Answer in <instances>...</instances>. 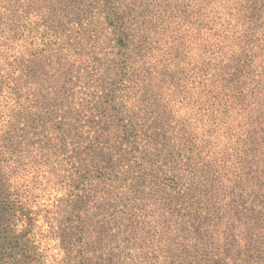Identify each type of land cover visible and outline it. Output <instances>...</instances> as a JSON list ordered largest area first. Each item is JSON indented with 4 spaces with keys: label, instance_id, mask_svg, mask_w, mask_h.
Wrapping results in <instances>:
<instances>
[{
    "label": "trees",
    "instance_id": "16d2710c",
    "mask_svg": "<svg viewBox=\"0 0 264 264\" xmlns=\"http://www.w3.org/2000/svg\"><path fill=\"white\" fill-rule=\"evenodd\" d=\"M94 17L116 38L131 74L122 89L116 79L125 65L113 62L106 71L104 81L114 82L100 85L104 99L95 108L102 131L91 145L77 131L79 170L68 186L55 182L53 206L68 215V227L46 232L39 200L50 171L30 155L36 147L30 136L57 116L64 98L52 91L49 68L40 90L37 52L27 64L22 41H31L29 50L38 40L60 52L69 25L88 21L86 32ZM129 99L149 101L152 117L118 116L114 111ZM83 105L89 108L90 99ZM66 113L56 121L63 144ZM144 131L152 134L144 139ZM125 143V163L141 169L163 159L167 182L160 183L161 197L143 208L127 202L129 211L119 216L103 207L110 197L102 178L114 177L104 158ZM178 201L191 208L194 231ZM99 220H121L123 243L142 230L144 243L146 234L158 235L142 264H264V0H0V264H96L86 240ZM50 236L74 250L57 260ZM100 258L116 264L115 257Z\"/></svg>",
    "mask_w": 264,
    "mask_h": 264
},
{
    "label": "rangeland",
    "instance_id": "374dc122",
    "mask_svg": "<svg viewBox=\"0 0 264 264\" xmlns=\"http://www.w3.org/2000/svg\"><path fill=\"white\" fill-rule=\"evenodd\" d=\"M90 20L92 21V18H90ZM94 20L97 22H95V27L99 25L97 31L94 30L95 27H91L90 30L86 32L83 30L86 28L84 24L88 21L83 23L73 22L70 24L68 27L69 30H66L62 38L63 40L61 39L59 41V44L66 46L60 52H57V48L53 49L52 45L47 46L45 43L43 44L38 40L35 42L38 43L36 45L37 48L29 50V47L34 46L30 45L31 41H22V43H24L23 58L27 64L29 59H34L32 53L37 52L35 56L37 57L36 64L39 68L38 73H40L39 80L42 83L40 90L44 89L43 86L45 84V82L42 81V79H45L43 72H47L45 69L49 68L51 72L47 80L52 79V91H61L62 99L64 98V104L58 106L61 109L58 110L57 116H54L53 120H50L44 129H42L41 126L37 127L35 130L36 134L30 136L32 140L36 141V147L31 149L30 155L34 156L37 160H44L47 162L49 167H43V170L44 172L45 170L50 171V173L45 172L44 174L45 178L48 177L51 179L50 187L42 193L39 200L41 204L39 209L41 210L42 216V218L39 219V225L43 230H47L46 232L59 227H68V223L66 222L68 215L60 213L57 208L53 206L55 196L58 193L55 182L59 183L61 181L63 186H68L67 184L71 182V175L76 174V171L79 170L78 157L76 156L79 147L75 143L77 138L75 134L77 131L79 135H82L81 138L85 141L84 144L90 143V145L95 141L96 135L102 131V124L98 122V117L100 116L95 108V106L100 104L104 99L105 91L100 85L102 84L108 87L109 83L114 82V77H109L104 81L107 75L106 71L112 68L114 65L113 62H118V67L125 65L124 70H118L119 74L116 79L118 86L122 89H125V85H128L124 80L126 78L125 76L131 74V66L125 61L126 57L118 47L116 38L110 34L108 27L101 24L102 19L94 17ZM41 50L43 51L41 52ZM68 52H70V56H68ZM74 54L75 58H71V55ZM124 92L126 91H122L121 93ZM88 94H90L89 97L87 96ZM89 99L91 105L89 108H85V105H83L84 100ZM148 103L149 101L141 102L129 99L127 103L122 104V107L120 109L117 108V111L114 112L124 119L130 117L134 118L135 116L152 117L154 112L152 110H146L145 107L149 105ZM66 111H70L71 117L67 121V124L62 125V127L67 129L66 133L63 134L66 138V142L63 144L59 139V134L56 132V121L62 120V118L64 119V116L67 115ZM72 127H74V129ZM70 128H72V134H69ZM26 129L28 130L30 128L26 126ZM40 132L41 134H38ZM150 134H152V131L148 133L144 131L142 136L144 139H147ZM126 143L116 155L112 154V157L106 156L104 158L105 162L109 163L113 168V170L109 172H113L115 175L114 177H110L108 173L106 177L102 178V184L109 188L105 190L106 195L103 194L102 196L105 195L110 197L103 207L108 210L109 213L119 216L123 214L119 211H129V207L125 206L127 202L133 206L137 205L143 208L147 200L152 197H161L162 193L160 191L163 185L160 183L163 184L167 182L164 172L166 166L162 165L163 159L159 160L153 167H151L149 163H144L141 169H137L136 166L129 162L125 163V157L121 156L126 146L128 147L129 145ZM149 149L153 152L152 148ZM101 157H103V155ZM118 161H120L121 164H118ZM121 165H123L124 171L118 169ZM161 165L163 169H161ZM120 173L122 175H120ZM119 177H121V179L124 178V183H120ZM39 180L43 183L46 179L40 176ZM121 184H124V187L120 189ZM133 185L134 188L131 192L127 193ZM137 188H139V191H136ZM179 188L180 187L177 189L178 192L180 191ZM136 192L139 194L138 198L130 202L127 198L131 193L136 195ZM175 195L177 194L175 193ZM121 197H125V200H121ZM178 202L177 208L180 209L182 213L186 214L185 219L187 226L190 227V231H194L197 222L190 217L191 208H189L187 203ZM98 219L99 218H96L95 221H98ZM120 222L121 220H110L105 222L99 220L97 229L89 231L87 234L86 243L87 246L91 248L90 251L93 252H88V254L90 258L96 261V264H100L102 261L100 257L108 259L115 257L116 264H142L145 263V259L151 255V251L156 242L159 244L158 235L151 234V232L145 236L147 240L146 243L141 241V236L145 235L143 234V230L136 232V236L134 234L131 235V241L123 243V235L119 233L122 227V225L120 226ZM117 234L119 236H116ZM184 236L188 238L189 244L192 243L193 237L191 235L187 234ZM50 237L52 257H56L57 260L66 257L74 250L73 244L67 243L62 245L61 239L58 238L53 241L55 246H52V236ZM118 243L121 244L119 248L115 247ZM124 246H126V249H124ZM140 246L141 248L137 249V247ZM164 249L167 250L165 247ZM177 254L179 255L177 258H181V251H177ZM181 261L182 260H180V262ZM176 263L179 264L178 262Z\"/></svg>",
    "mask_w": 264,
    "mask_h": 264
}]
</instances>
